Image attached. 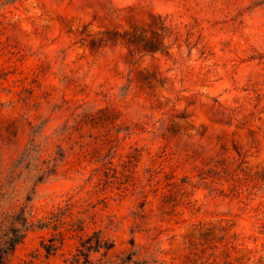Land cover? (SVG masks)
<instances>
[{
  "label": "rangeland",
  "instance_id": "obj_1",
  "mask_svg": "<svg viewBox=\"0 0 264 264\" xmlns=\"http://www.w3.org/2000/svg\"><path fill=\"white\" fill-rule=\"evenodd\" d=\"M71 198L102 242L79 260L36 227ZM3 219L6 264H264V0H0Z\"/></svg>",
  "mask_w": 264,
  "mask_h": 264
},
{
  "label": "trees",
  "instance_id": "obj_2",
  "mask_svg": "<svg viewBox=\"0 0 264 264\" xmlns=\"http://www.w3.org/2000/svg\"><path fill=\"white\" fill-rule=\"evenodd\" d=\"M91 121H93L92 118L90 119V122ZM96 121L99 122L100 120L96 119ZM169 138L170 137L166 136V139ZM236 155L238 157L237 168L233 172H231L229 168H223L222 171H220L221 173H223V176H221L218 180H223L230 184V195L232 197L239 198L245 192H247L248 197L252 195L250 192L253 189L257 188L259 184V173L247 167L244 158H242L239 153H237ZM128 163V166H130L131 161H129ZM112 166L113 165L110 162L109 168H104L103 171L101 169L93 170L91 172L89 180L97 179L99 182L98 185H100L102 181L101 179H99V177L102 173V175L107 178L105 184H109L110 179L117 178V171ZM161 172L162 170L150 172V180L154 179V174ZM164 178L168 182L167 186L172 189L180 187V190H183L185 184L187 183V181H182L181 185H178L174 177L168 173L164 174ZM214 178L217 179L218 177L216 176ZM169 192L172 194L171 191ZM86 202L87 204L84 205L83 208H80V206L78 205L79 201L73 200L71 198L66 202L64 206L58 207L53 212H51L49 214V217L44 222H38L36 224V227L39 230H48L50 233V238L47 240L48 245H45L44 239H42L41 243L42 248L48 255L54 254L55 252L61 250V248L63 247L74 246L76 248L75 251L77 254H74L73 256L74 258H77V260H79L80 257L86 258L88 252H91L92 250H99L101 248L102 242L96 235V233L89 235V233L87 232V230L89 229L88 225H90L91 222L89 223L87 216L89 202L88 200H86ZM76 209L81 210L76 211ZM91 217L93 216L91 215L89 217L90 220L92 219ZM2 222L0 223V264H6V257L23 240L24 234H20V231L14 228L15 222H9L10 225L6 229H3V224H5L4 219Z\"/></svg>",
  "mask_w": 264,
  "mask_h": 264
}]
</instances>
